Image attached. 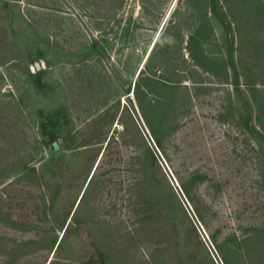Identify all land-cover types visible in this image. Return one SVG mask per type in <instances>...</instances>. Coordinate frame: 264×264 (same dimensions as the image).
Wrapping results in <instances>:
<instances>
[{
  "label": "rangeland",
  "instance_id": "374dc122",
  "mask_svg": "<svg viewBox=\"0 0 264 264\" xmlns=\"http://www.w3.org/2000/svg\"><path fill=\"white\" fill-rule=\"evenodd\" d=\"M0 264H264V0H0Z\"/></svg>",
  "mask_w": 264,
  "mask_h": 264
},
{
  "label": "water",
  "instance_id": "95a60500",
  "mask_svg": "<svg viewBox=\"0 0 264 264\" xmlns=\"http://www.w3.org/2000/svg\"><path fill=\"white\" fill-rule=\"evenodd\" d=\"M35 67H36L37 70H39L41 66H40V64H39L38 62H36ZM53 145H54V148H55V149H59V144H58V142L55 141V142L53 143Z\"/></svg>",
  "mask_w": 264,
  "mask_h": 264
},
{
  "label": "trees",
  "instance_id": "16d2710c",
  "mask_svg": "<svg viewBox=\"0 0 264 264\" xmlns=\"http://www.w3.org/2000/svg\"><path fill=\"white\" fill-rule=\"evenodd\" d=\"M158 143L161 144L160 140H158Z\"/></svg>",
  "mask_w": 264,
  "mask_h": 264
}]
</instances>
